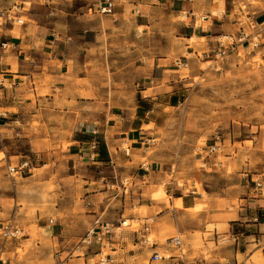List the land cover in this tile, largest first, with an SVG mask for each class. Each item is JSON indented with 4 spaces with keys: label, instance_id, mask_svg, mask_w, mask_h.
<instances>
[{
    "label": "crops",
    "instance_id": "crops-1",
    "mask_svg": "<svg viewBox=\"0 0 264 264\" xmlns=\"http://www.w3.org/2000/svg\"><path fill=\"white\" fill-rule=\"evenodd\" d=\"M19 1L0 0V9L19 4V15L24 18L19 25H0V41L7 43L6 48L0 49V108L6 115L0 118V152L5 153L7 164L17 165L29 154L37 161L44 159L42 165L33 169L50 166L44 178L47 182L57 179L62 193L58 210L64 214L55 219L44 236L45 249L56 254L52 261L45 263L40 259L41 254H34L37 264H89L83 250L95 251L98 246L93 245V250L92 246L84 247L76 253L79 250L75 245L98 216L110 222L126 216L152 219L150 232L157 237L182 234L179 226H169L164 221L166 214L181 211L174 207V200L180 201L183 212L202 200H209L204 205L209 204L213 210L208 212L206 223L223 224L221 235L230 233L232 239L202 254L201 250L191 249L184 239L182 251L169 245L162 247L157 240L152 246H145L139 242V231L117 232L115 229L106 248L114 260L112 264H264V177L224 174L227 181L216 193L207 191L208 198L196 196L199 191H180L178 195L170 193L167 206L165 201L154 199L152 195L168 170L154 171L153 163L158 166L157 157L146 159V155L136 154L161 127L158 116L164 117L167 107L181 103L182 85L187 84L189 76L183 72V67L194 60L182 62L181 58L170 54L142 58L143 62L137 64L138 80L142 82L139 97L132 106L112 102L107 107L101 101L99 90L93 84L92 87L86 85L88 74L84 64H80L79 56L83 55V50H88L90 43L75 40L70 29L73 20L83 22L85 15H89L92 27L83 25L81 36L88 31L99 34L104 20L123 19L128 7L130 14H136L133 19L136 18L137 27H149L155 10L169 8L172 15L181 13L189 19L186 23L191 28L189 37L194 36L199 41L195 47L185 46L189 49L186 53L196 60L202 53L210 57L209 52L217 51L220 36L236 33L238 23L234 22L233 12L238 9L239 0H114L113 12L102 15L94 11L95 3L87 0H52L50 4ZM83 2L92 4L90 13L83 11ZM216 6L219 11L212 17L210 12ZM200 13L206 18L198 20ZM107 99L105 97L104 102ZM97 138L98 148L93 150L92 142ZM124 145L129 147V155L124 153ZM142 160L147 162V172L140 166ZM198 160L201 162L200 158ZM208 161L207 169L212 172L223 166L222 162L220 166L214 164L221 161L219 154ZM106 169L109 175H104ZM4 173L5 169L0 168V181L5 178ZM126 175H131L130 183L140 188V192L132 190L130 195H121V190L115 194L108 188V182L125 179ZM229 177L233 183H229ZM174 178L166 182L173 183ZM256 180L261 181V189L255 186ZM104 195L109 197L103 201ZM13 199L14 203L10 201ZM17 209V198L0 189V220L16 213ZM74 210L80 212L75 218L72 217ZM214 230L220 237L218 228ZM17 243L10 247L9 254L13 255L10 264H21L22 259L28 258H20L15 251ZM155 252L169 254V258L152 260Z\"/></svg>",
    "mask_w": 264,
    "mask_h": 264
},
{
    "label": "rangeland",
    "instance_id": "rangeland-1",
    "mask_svg": "<svg viewBox=\"0 0 264 264\" xmlns=\"http://www.w3.org/2000/svg\"><path fill=\"white\" fill-rule=\"evenodd\" d=\"M16 1L20 3L19 0ZM87 1L95 3V0ZM88 2L81 3L86 13H90L89 8H92V4ZM219 2L217 5H222L218 4ZM237 6L238 9L236 8L233 12L234 22L238 23L235 34L238 33L241 22L246 29L253 21L256 24L255 31L259 32L260 44L254 49L244 44L218 59L215 58L218 50L209 52L210 57H205L206 53H202L196 60L194 56L186 53L189 49L185 46L195 47L199 40L194 36L189 37L191 28L186 26L189 19L181 16V13L172 15L169 8L155 10L156 12L152 14L153 19L148 23L149 27L136 26V18L133 19L136 14L129 13L130 7L123 19L117 22L104 20L99 34L96 31V33L88 31L85 36H81L83 25L92 27L93 20L89 15H85L83 22L73 20L70 25L75 40L90 43L88 50H83L82 57L79 56L82 58L80 64H84V71L86 75L88 74L86 85L92 87L93 84L99 90L101 101L107 107L112 102L132 106L136 97H139L142 82L138 80L137 64L143 62V60L140 61L142 58L170 54L181 58L182 62L194 60V63L188 67H183V72L189 76L186 80L187 84L182 85L184 91L179 97L181 103H177L174 107H167L164 110V117L158 116V124L161 127L153 136H150L151 139L146 141L144 148L136 153L138 156L146 155V159L157 157L158 166L156 168V164L153 163L154 171L168 170V173L164 172L165 178L158 182L159 185L152 195L154 199L165 201L167 206L171 199L170 193L178 195L180 191L187 193L195 190L200 192L195 194L196 196L208 198L207 191L216 193L224 181H227L224 174L234 177L236 174L245 173L258 178L264 177V0H239ZM218 11L219 8L216 6L212 8L210 14L215 17ZM198 15L199 19L203 13ZM196 23L198 26L199 22ZM105 97L109 99L104 102ZM0 111L3 110L0 108ZM152 127L153 124H150L149 128ZM217 135L222 142L219 159L223 166L212 172L207 167L201 166L198 150L211 143ZM157 136L160 139H155ZM98 140V138L95 140L97 148ZM22 149L26 151L23 146ZM5 157V153L0 152V168L6 171L5 178L0 181V189L9 196L17 198L18 209L16 213H11L4 220H0V223L13 217L22 229V235L7 241L0 236L3 264H10L9 259L13 256L9 254L12 251L10 247L15 242H19L15 251L20 258L28 257L22 259L21 264H37L38 261L36 262L33 258L34 254H41L40 259L44 263L52 261L56 252H48L45 249L44 236L46 229L54 225L56 218L64 217V214L58 210V203L62 201L60 200L62 199L61 187L57 179L45 181V171L50 166L33 169L37 165H42L45 162L44 159L37 161L31 154L23 157L22 161L31 160V168L22 170L12 177L7 172L9 163L4 162ZM40 157L43 158L45 155ZM60 169L62 168H58ZM104 175H109L108 169L104 171ZM130 176L126 175L125 179L118 181L113 179V183L108 182V188L115 194L121 190V195H130L132 190L140 192V188L130 183L131 180L128 178ZM173 178L175 182H166L172 181ZM228 181L233 183L234 180L229 177ZM124 182H127V191H124ZM170 189L172 191H166ZM49 192L53 195L50 196ZM108 197L109 195H104L102 200ZM10 201L14 203V199ZM198 203L183 212L180 201L174 200V207L181 211L176 212L177 215L173 211L166 214L164 221L169 226H179L180 231H183L182 234L176 232L172 236H181L186 243H189L191 249L197 252L201 250L204 254L206 249H215L216 246L229 242L232 235L230 233L221 235L223 224L206 223L208 212L213 210L208 207L209 204L204 205L209 203V200ZM79 213L74 210L72 217L75 218ZM134 219L138 221H133L126 216L121 220L108 222L116 226L122 220H126V223L130 225L117 228V232L136 229L141 233L142 220L147 218ZM147 221L154 222L152 219ZM215 227L218 228L220 237H217ZM193 229L196 231H192ZM149 236L153 242L157 240L162 247L168 246V237H172L167 234L157 237L154 232H150ZM28 237L30 238L26 240L25 238ZM206 241L209 243L206 244ZM5 243L8 244L7 248ZM76 246L77 244L75 248ZM91 249H94L93 245ZM83 252L88 263L91 264L89 257L94 251L86 253L83 250ZM185 252L186 248H184ZM160 254L163 253L160 252Z\"/></svg>",
    "mask_w": 264,
    "mask_h": 264
},
{
    "label": "built area",
    "instance_id": "built-area-1",
    "mask_svg": "<svg viewBox=\"0 0 264 264\" xmlns=\"http://www.w3.org/2000/svg\"><path fill=\"white\" fill-rule=\"evenodd\" d=\"M42 4H50L52 0H37ZM94 11L98 14H110L113 12L115 1L114 0H97L93 5ZM20 13V5L13 4L8 8L0 9V25L2 24H22L23 19L19 15ZM212 15V14H210ZM217 16V15H216ZM215 16V17H216ZM206 16L202 15L198 20L205 19ZM249 28H243L242 22L240 23V29L237 34H229L222 35L218 40L219 49L215 54V58L223 57L227 55L229 52L235 50L238 47L247 44V46H251L253 49L259 46V32L255 31L256 24L252 21L249 23ZM7 43L0 41V49L6 48ZM0 118H6V115L3 111H0ZM92 148L95 150L96 142H92ZM147 150V148H146ZM123 151L125 155H129V147L123 146ZM222 151V142L220 137L217 135L212 139V142L204 147L199 148L198 154L200 155L201 166L207 167L209 165V159L211 157L216 156ZM221 161H216L214 164L220 166ZM141 167L145 170H148V165L146 161H142ZM31 168V160L25 159L20 162L18 166H12L11 164L7 165V172L10 176H14L22 170ZM255 186L261 189L262 183L259 180L254 181ZM127 182L123 183L124 191H127L126 187ZM133 221H138V219H132ZM126 220H122L118 223V225L114 226L113 223L108 221H104L100 216L96 217L90 226L87 228L84 235L79 239L76 249L81 250L84 247L90 248L92 245H97L98 249L95 250L89 260L92 262L91 264H112L113 258L106 252V248L108 246L109 238L112 237L114 230L120 228L122 226H129V223L125 222ZM52 222V220H50ZM142 228L139 237V242L145 246H152L154 244L153 240L150 239V224L146 220H142ZM134 232H137L135 229ZM22 235V229L15 222L13 217H10L6 221L0 223V236L2 239L7 241L8 239L18 238ZM168 245L172 248L179 249L182 251V238L181 236H172L168 239ZM169 258V254H159L157 252L151 255L152 260H159ZM0 262L2 264L4 261L2 260V250L0 249ZM183 264V263H181Z\"/></svg>",
    "mask_w": 264,
    "mask_h": 264
},
{
    "label": "bare ground",
    "instance_id": "bare-ground-1",
    "mask_svg": "<svg viewBox=\"0 0 264 264\" xmlns=\"http://www.w3.org/2000/svg\"><path fill=\"white\" fill-rule=\"evenodd\" d=\"M126 222V221H125Z\"/></svg>",
    "mask_w": 264,
    "mask_h": 264
}]
</instances>
